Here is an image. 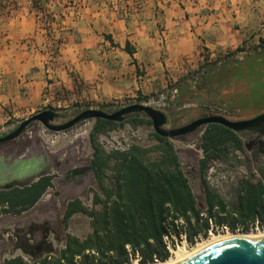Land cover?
Masks as SVG:
<instances>
[{"label": "rangeland", "instance_id": "374dc122", "mask_svg": "<svg viewBox=\"0 0 264 264\" xmlns=\"http://www.w3.org/2000/svg\"><path fill=\"white\" fill-rule=\"evenodd\" d=\"M62 1L0 0L1 29L4 28L8 20H13L18 15L19 9L25 7V17L30 15V19H24V27L27 29L24 31V35L19 36L18 40L12 39L11 46L20 45L29 53V55H21L22 59L27 58L33 61L30 64H36L33 70L39 72L38 79L41 83L40 89H31L32 69L30 72H18L8 80L9 83L17 86H9L10 97L13 98V102L11 99L6 101L7 97L5 96H0V105H2V101H5L4 104L6 105V109L2 111V116H0V134L14 130L24 119L43 109L56 111L59 116L55 118L54 123L60 124L84 109L98 108L112 112L122 106L138 102L142 96L159 92L177 84L179 85H177L178 91L183 88L185 93L179 97L180 103L178 101L176 103L171 102L173 103L172 106L165 111L168 116L166 128L178 127L196 118L211 114H221L236 119L264 110V100L257 102L256 90L253 88L257 82L263 81L264 83V58L261 59L258 66L255 65V68L250 64L253 60L245 59L246 56L254 55L257 57L261 54L264 50V35L263 37L256 35L250 38H240L234 29L238 25H234L233 31L236 35L232 33L231 38L207 39V45H204L205 40L200 39L198 48H196L197 54L184 56L185 64L179 70L176 69L177 66L174 67L170 64L173 59L178 60L175 58L177 55L174 56L171 53L172 45L176 43L168 40L169 47L166 49L168 53H162L160 56L161 58L172 57V60L168 59L167 61L170 70L166 71L168 83L164 87L158 85L144 95H125L109 101L91 98L89 94L83 96L75 84V73L73 71L66 73L64 70V63L60 59L61 50L63 51L68 43L73 45L86 41L90 36H106V32L114 30V21L117 19L118 13L122 11L128 13L133 11V8L139 9V4H126L120 7L122 3L118 5L116 0H88L89 3L84 7V11H81L79 2L74 3V0ZM172 1L175 2V0H168V3L170 4ZM185 1L197 4L199 0ZM206 1L204 0V3L210 2L211 7L201 9L202 12L207 10L214 16L216 13L222 12L219 2L222 5L225 0ZM226 1V6H230V3L233 4L234 9H232L231 14L235 16V10L241 1ZM28 2L30 4H27ZM178 3L180 9L185 6L180 1ZM154 8L159 13V7ZM150 11L153 12L151 8ZM82 13L84 14L82 15ZM184 13L190 15L187 11ZM224 14L222 13V16ZM221 24H225L224 18H222ZM103 38L106 39V37ZM4 41L3 36L0 35V47L5 45L1 44ZM190 79L194 80L195 83L192 84L191 89H185ZM49 84L52 85L49 86ZM247 98H250V101H247ZM95 122V119H88L68 130L59 132L48 130L41 123L34 122L19 137L14 139L13 142L26 140L37 144L39 151L44 152L49 160L56 158L61 163V167L51 169L53 186L44 193L34 207L20 215L5 214L0 209V233H3L4 238H9L8 234L11 236V239L4 241L3 245L7 249L0 253V264L7 257L23 254L22 249L17 248V246L39 241L42 238V225L51 228L53 231L57 230L60 234L63 227L62 213L68 199L80 197L91 206L93 194L95 192L101 193L93 172L89 168L93 152L91 147L93 136L106 152L124 150L132 144L150 148L157 144L152 135L154 131L152 125L133 124L125 120L123 128H119L118 123L115 122L116 125L95 132ZM205 127L206 125L186 135L184 139H170L201 208L206 207L202 174L199 169V160L203 157L200 144ZM156 155L157 151L155 150L150 153L151 157ZM109 164L110 167L105 169L104 182L106 185L112 183L114 160L112 159ZM73 168L88 169L84 182L75 186L74 191L68 189V193L55 195L62 190L60 180L64 179L66 172ZM73 177H71L72 181L78 178L77 175ZM246 177L255 181L260 180L258 172L248 162L244 150L232 151L229 148L226 156L206 163L205 181L228 205L235 199L239 180ZM89 230V218L83 214H76L70 219L66 231L83 237ZM225 231L230 230L223 228V230L215 233ZM48 240L55 247L62 246V243L56 240L54 235H51ZM182 244L188 245L183 235L180 239L175 240V247ZM172 248L174 247L171 246L170 249Z\"/></svg>", "mask_w": 264, "mask_h": 264}, {"label": "trees", "instance_id": "16d2710c", "mask_svg": "<svg viewBox=\"0 0 264 264\" xmlns=\"http://www.w3.org/2000/svg\"><path fill=\"white\" fill-rule=\"evenodd\" d=\"M125 47L132 54L128 43ZM262 58L264 50L257 57L251 55L245 59L253 60L250 64L255 68ZM194 83L190 79L185 89H191ZM253 88L257 102L264 100L263 81ZM184 93L185 90L180 88L172 101L180 103L179 97ZM142 116L145 115L134 114L126 122L152 125L148 117ZM95 121V132L116 125L102 118ZM152 135L157 141L153 148L132 144L127 149L111 152H106L93 136L90 166L101 193L93 194L91 206L80 197L68 199L62 213L60 234L42 225L39 241L17 246L24 255L7 257L1 264H131L135 260L141 264L154 263L170 258L176 248L175 240L182 235L192 246L223 226L231 232H250L251 224L264 223V182L261 179L255 181L246 177L239 180V188L230 205L204 179L208 161L226 156L229 148L243 150L241 139L234 131L209 123L202 133L200 149L203 157L199 169L205 208L198 205L170 139L154 131ZM154 150L157 155L151 157ZM112 159V183L106 185L105 169L110 167ZM52 180L53 175L46 174L30 185L0 190L1 212L20 215L31 209L53 186ZM76 214L89 218L90 230L83 237L66 231ZM51 235L62 243L61 247H55L48 240ZM165 236L170 246L164 240ZM171 246L174 248L170 249Z\"/></svg>", "mask_w": 264, "mask_h": 264}, {"label": "crops", "instance_id": "0c3cea01", "mask_svg": "<svg viewBox=\"0 0 264 264\" xmlns=\"http://www.w3.org/2000/svg\"><path fill=\"white\" fill-rule=\"evenodd\" d=\"M116 1L118 5L122 3L120 7L138 3L139 9L132 7L133 11L118 13L114 21V30L106 32V36H90L86 41L73 45L68 43L63 51L61 50L60 59L64 63V70L66 73L72 71L75 73V84L83 96L89 94L91 98L109 101L125 95H144L158 85L166 86L168 83L166 71L170 70L167 61L172 60V57L160 56L162 53H168L166 50L169 47L168 40L176 43L172 45L171 53L177 55L175 58L178 60L173 59L170 64L177 66L176 69L179 70L185 64L184 56L197 54L196 48L200 39L205 40L204 45H207V39L217 37L228 39L235 32L240 38L264 35V0H240L238 6L240 9L235 10V16L231 14L233 4L226 6V0L222 5L219 2L222 12L216 13V16L207 10L201 11L205 7H211L208 0H205L208 3L199 0L197 4L185 0H175L170 4L168 0ZM179 1L185 5L182 9L178 7ZM73 2H79L81 11H84V7L89 3L88 0ZM156 6L159 7V13L154 10ZM24 8L19 9L18 15L13 20H8L3 29L0 28V35L5 40L1 43L5 45L0 47V96H5L6 101L11 99L12 102L14 100L10 97L9 86L17 85L9 83L8 80L16 73L30 72L32 69L31 89L38 90L41 87L39 72L33 70L36 64H30L33 61L27 58L22 59L21 55L29 53L20 45L11 46L12 39L18 40L17 38L23 36L27 30L24 27V19L30 15L25 17ZM222 13L225 14L222 16ZM222 18L225 24H221ZM127 43L132 54L126 50ZM4 102L2 101L0 105V116L6 109Z\"/></svg>", "mask_w": 264, "mask_h": 264}, {"label": "water", "instance_id": "95a60500", "mask_svg": "<svg viewBox=\"0 0 264 264\" xmlns=\"http://www.w3.org/2000/svg\"><path fill=\"white\" fill-rule=\"evenodd\" d=\"M139 113H143L151 120L152 128L156 134L168 139H184L186 135L209 123L223 125L236 133L248 130L251 133L260 132L264 135V113L243 120H231L221 114H212L196 118L178 127L166 128L168 116L164 111L134 103L112 112L98 108H87L60 124L54 123L55 118L58 116L56 111L43 109L24 119L14 130L0 137V142L10 141L19 137L34 122H39L45 128L54 132L65 131L82 121L97 118L116 122L119 128H123L124 121L127 118ZM259 145L264 146V140L259 142ZM47 164L48 158L44 152L15 158L11 162H5L3 157L0 156V184L30 176L29 180L20 183L19 186L30 185L39 177L49 174L50 170L45 169ZM89 168L91 169V167ZM9 187L11 185L3 186L4 189ZM55 195L58 194L56 193ZM179 264H264V239L234 238L220 241L206 247Z\"/></svg>", "mask_w": 264, "mask_h": 264}, {"label": "flooded vegetation", "instance_id": "af4514ba", "mask_svg": "<svg viewBox=\"0 0 264 264\" xmlns=\"http://www.w3.org/2000/svg\"><path fill=\"white\" fill-rule=\"evenodd\" d=\"M261 113H264V110L259 111L250 116H242L236 119H232L229 117V119L231 120L250 119ZM7 133L8 132L0 134V137L4 136ZM236 134L241 139L243 150L247 154L248 162L250 163L251 167L256 172H258L259 179H261L264 182V146L259 145V142L264 140V135L261 134L260 132L251 133L248 130H243V131L237 132ZM13 141L14 139L10 141L0 142V156L3 157L5 162H8V161L11 162L15 158L36 155L42 152V151H39V146L37 144H33L30 141H26V140L21 141V142H13ZM58 167H61V163L57 161L56 158H51L50 160L48 159V164L45 167V169H49L50 170L49 174H50L52 168H58ZM87 170H88L87 168H73L72 170L67 171L64 179L60 180V183L62 184L61 186L62 190L58 192L57 194L68 193V189H71L72 191H74L73 188H75V186L81 185L84 182ZM75 175H77L78 178H75L76 180L73 179L72 181V178H74L73 176ZM29 179H30V176H25L22 179H13L11 182H5V183L3 182L0 184V190H3L4 189L3 186L5 185H9V186L11 185V187L7 189H10L13 187H20L19 186L20 183L27 181ZM8 237L9 238H4L3 233H0V243H1L0 253L4 252L7 249V247H5L3 244L5 240L11 239L10 238L11 236L9 234H8Z\"/></svg>", "mask_w": 264, "mask_h": 264}, {"label": "bare ground", "instance_id": "6f19581e", "mask_svg": "<svg viewBox=\"0 0 264 264\" xmlns=\"http://www.w3.org/2000/svg\"><path fill=\"white\" fill-rule=\"evenodd\" d=\"M244 238V239H264V231H250V232H231L225 231L221 233L211 232L210 236L201 240H198L194 245L188 246L186 244L178 245L172 250V256L165 261H157L147 264H179L192 255L200 252L206 247L224 241L227 239ZM131 264H141L137 260Z\"/></svg>", "mask_w": 264, "mask_h": 264}, {"label": "built area", "instance_id": "2783aa9c", "mask_svg": "<svg viewBox=\"0 0 264 264\" xmlns=\"http://www.w3.org/2000/svg\"><path fill=\"white\" fill-rule=\"evenodd\" d=\"M177 93H178V87L176 85L175 86L173 85L169 88H164L163 90L159 92L142 96L140 100L135 103H139V104L146 105V106H151L155 109L165 112L167 109H169L172 106L173 103L171 102H173L172 100ZM223 228L229 229L227 226H223L217 229L219 231V230H223ZM249 231H257V232L264 231V223L261 224L257 221L255 222V224L253 225L251 224ZM164 240L170 246V241L166 236Z\"/></svg>", "mask_w": 264, "mask_h": 264}]
</instances>
